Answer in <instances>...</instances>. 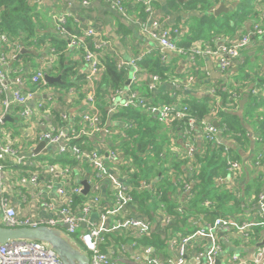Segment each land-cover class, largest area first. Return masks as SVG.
Listing matches in <instances>:
<instances>
[{
	"label": "built area",
	"instance_id": "1",
	"mask_svg": "<svg viewBox=\"0 0 264 264\" xmlns=\"http://www.w3.org/2000/svg\"><path fill=\"white\" fill-rule=\"evenodd\" d=\"M38 4L43 0H36ZM113 9L125 11V0H107ZM264 0H260L262 2ZM147 13V17L139 24L159 44L163 52L166 50L177 53H189L193 57L216 54L219 57L220 70H228L233 58L240 54L242 48L248 46L255 35L264 36V22H254L252 29L240 35L236 40H228L220 47L213 49L207 46L203 49L186 48L173 38V31L178 29L167 26L166 18L157 16L154 0H138ZM89 5L90 0H82ZM264 20V10L260 12ZM56 32L68 41V46L82 51V68L84 85L79 90L84 91L83 110L78 119L62 109L58 116L54 115L52 107L41 98L32 105L41 87H48L45 80L53 69L58 58L55 48L51 49V57L44 58V65L34 69L32 73L22 74L21 70L7 69L8 54L0 53V92L5 113L13 108L18 109L23 124L29 123L39 115L41 128L36 138L29 135L30 141L38 144L45 141L47 152L27 153L18 144L11 131L5 130L6 119L0 115V223L7 227L47 225L63 229L75 243H81L89 257L90 264H120L125 255L130 252L138 264H186L191 259L192 264H218L224 254L222 241H230L235 234H240L243 241L251 235V228L264 226V196L262 204V219L246 221L233 216H220L211 221L194 223L198 226L193 232L184 234L172 227L184 218L188 209L179 205L177 214L167 210L165 203H160L155 225L146 215L128 213V207L136 204L135 187L127 180L120 178V171L133 174L137 168L132 157L126 155L121 148L124 140L129 139L128 131L135 129L134 121H115L121 124L120 129L108 125L99 110L98 86L105 72V51L110 47V41L102 38L96 27H81L71 30L68 27L66 15L56 18ZM1 21V12H0ZM179 32V31H178ZM176 32V33H178ZM7 33L0 31V40L11 46V51L18 50ZM143 55L116 61L117 68L132 77L129 85L117 88L109 87L103 90L107 94L109 112L117 113L122 108H139L143 114L158 120L160 123L183 124V136L187 139L189 151L185 157L194 162L196 152V131H201L206 142L220 144L219 128L211 118L205 117L198 125L197 119L191 115L190 106L186 102L175 100L169 103H154L148 97L133 89L131 83L144 80L159 82L157 74L147 75L142 72ZM12 72L18 75L11 79ZM29 75V76H28ZM28 76V77H27ZM28 79L34 86L30 87ZM96 83V85H95ZM174 85L178 86L174 82ZM154 87L151 83L150 88ZM84 88V90H83ZM264 88V85H263ZM73 93V90H70ZM256 92V90H253ZM216 93L217 89L212 88ZM234 98L238 95L231 93ZM47 100H53L48 97ZM51 110V111H50ZM48 111V112H46ZM32 127V124H28ZM27 125V126H28ZM23 128V127H22ZM99 134H105L101 139ZM97 136L98 140L91 139ZM113 136L116 138L112 140ZM255 140L258 138L255 137ZM116 141V142H114ZM95 143V144H94ZM49 149L55 151L52 159ZM229 176L241 169L242 163L234 158L228 145L224 147ZM43 154V155H42ZM68 157V159H66ZM72 162H68V161ZM259 158L256 164H259ZM91 169L88 176L89 192L84 193V186L76 181V171L84 166ZM193 183L186 184L187 191ZM161 194V193H160ZM160 194L156 195L160 199ZM192 195L188 197L192 199ZM189 217V216H188ZM186 217V218H188ZM155 226L163 228L162 238L168 249L176 255H164L155 252V248L142 240L152 237ZM124 237L131 240L126 243L118 240ZM77 240L74 241V239ZM264 248H259L255 259L256 264H262ZM0 264H65L57 252L47 243L39 240L16 239L0 243ZM226 264H249L240 254H234L226 260Z\"/></svg>",
	"mask_w": 264,
	"mask_h": 264
},
{
	"label": "crops",
	"instance_id": "2",
	"mask_svg": "<svg viewBox=\"0 0 264 264\" xmlns=\"http://www.w3.org/2000/svg\"><path fill=\"white\" fill-rule=\"evenodd\" d=\"M31 1L33 4H36L37 11L39 12L38 20L41 27L38 28V36L44 38V41L37 43L39 38H34L32 39V43L27 44L17 37L9 36L19 48L18 50H14L13 53H8L11 51V46L5 45L4 42L0 40V53L6 52L8 54L9 61L4 65L7 69L21 70L22 74L30 75V72L32 73L34 69L44 65L43 59L50 58L51 49L55 48L50 44L44 34L54 32L58 22L56 18L58 19V17L64 15L68 17V24L71 30H77L81 27L92 25L96 27L102 38L110 41V47L105 51L106 59L117 61L119 58H122L124 60H129L143 55L141 69L144 74L151 75L143 69V63L146 58H149L157 50L163 52L158 42L143 30L139 24V22L147 16L145 17L142 12L144 10L146 14L144 6L138 2V0H125L124 12L113 9L107 0H90V4L87 6L82 4V0H43L44 2L40 4H38L36 0ZM177 2L179 3L177 4ZM153 3L157 11V16L162 19L166 18L167 26L178 29L179 32L176 31L178 33L173 31V38L176 39L178 43L182 40L183 43L187 44L184 45V47L187 48L203 49L210 46L216 49L228 40L240 38V35L250 31L254 24V20L249 17L236 30L232 31L225 27L221 31H214L216 33L207 38L211 31L206 29L205 32H199V20L196 19L209 16L210 12H215L222 3H225V7L228 11L224 10L219 13V15L225 14L224 17H226L231 12L238 9L240 0H213V5L210 8H203L201 2L195 3L194 0H154ZM170 4L176 6L171 7ZM189 5L192 7H189ZM254 7L258 13L261 12L264 10V1L260 2V0H255ZM203 34L206 36L202 37L201 35ZM171 52L172 53H161L162 61L170 68L168 79L152 82L151 78L146 77L144 80L131 83L132 88L140 90L149 100L159 104L166 103L169 100H179L180 102L188 103V100L191 102L196 99L208 102V99L211 111L206 117L211 118L214 124L219 128V137L223 140V143H225L223 146L225 147V145H228L233 156L240 153L238 159L242 163L241 169L238 170L234 176H229L227 169L224 177L216 179L217 186L216 189L212 190L211 198L207 197L200 203L202 210L199 212L187 210L188 213L186 215L189 217L185 216L184 218H180L175 224L176 227H178L176 230L186 233L187 230H194L198 226L194 223L195 221H210L212 216H217L222 213L246 221L261 220L262 204L259 202V196L262 193L264 194V140H262L256 125L246 118V113L249 106L259 103L264 97V36H253L250 44L241 49L240 54L233 58L230 68L224 71L220 70L219 57L216 54L193 57L189 53ZM66 53L68 54L66 60L67 65L72 66L73 71H76L75 74H71L72 86L63 87L61 85L55 86L48 83V87L40 88L41 91L36 95L35 100L32 101V105H36L41 98H44L47 101V105L54 109V111L50 110L54 115L58 116L59 112L64 109L79 119L85 100L84 91L79 90V85L83 86L85 84L84 80L82 81L83 77H81V75L84 76L81 65L82 51L67 46ZM58 61L59 57L53 69L49 71L50 75L57 76V74H52L51 71H58ZM17 75L16 72H12L10 77L14 79ZM126 78L128 79L126 83L127 86L130 84L132 77L128 75ZM174 82L177 83L178 86L174 85ZM100 83L101 82H99L98 85ZM151 83H154L153 88H150ZM28 84L30 87L34 88L29 79ZM212 88H216L217 92L213 93ZM70 90H73V93ZM220 90L226 93L227 97L229 96V102L226 108L231 112H236L242 117L247 136L250 139L247 148H244L243 144L238 143L232 137L234 136L233 133L230 134V132H228L225 135L221 133V117L218 116V111L219 108L222 107L224 98L220 96ZM253 90H256V92ZM234 92L238 95V98H234L233 95H231V93ZM48 97H53V100H47ZM243 100H245L244 107L241 104ZM98 101V107L102 118L108 125L120 129L121 124H116L115 121L132 120L118 115L119 112H109L110 107L108 106L107 94H100L99 89ZM263 106L264 105H262V107ZM103 109H105V111ZM3 111L4 108L1 102L0 92V115L2 114L6 119L3 128L13 132L12 136L17 138L18 144L22 146L25 152H35L38 143L36 141H30L29 135H34L36 138L40 135L39 115H36L29 123L23 124L24 121L20 119L17 108H13L7 113ZM146 117L148 116L146 115ZM152 120L156 121L154 119ZM28 124H32V127ZM160 124L161 128L158 132L159 138L165 137L168 139V142L164 144V146L166 145L164 148L167 151L163 153L160 165L162 166L161 168L165 170V175L161 176L160 179L153 177L150 185L140 188H153V183L162 184L167 188L168 184L166 181L172 179L174 181V186L170 190H166L171 195L172 200L179 203V205L187 206L191 201L188 197L193 194L192 198H194V184L189 191L186 190L185 186L186 184L193 183V181L189 180L187 177L191 176L190 172H193L192 164L197 161V158L195 155L194 162L191 163L189 160L188 167L183 166L184 172L175 169V162H180L187 158L185 157L189 151L187 139L184 138L183 131L180 128L181 131L174 130L176 127L175 124ZM225 130L229 131V128L225 127ZM99 136V142L101 143V139L105 138V134H99ZM195 137L196 148L198 149L196 153H198L199 150L204 152L208 144L203 138L201 131L198 130ZM255 137L258 139L255 140ZM91 139H96L97 141L98 137L94 136ZM114 139L116 138L113 136L112 140ZM125 141L126 140H124L123 143H125ZM221 144L222 143L219 145ZM49 151L52 152L51 149H49ZM41 153L45 152L42 151L39 154ZM131 157L133 159L132 155ZM258 158L260 163L256 164ZM66 159H68V157ZM133 162L136 165L135 160H133ZM135 172L136 171L133 173ZM76 174V181L81 183H83L84 180L88 181V176H92L91 169L86 165L83 167V170L76 171ZM127 175L128 174L124 173L122 170L120 171L119 177L126 180L127 177H131L133 174L129 173V176ZM163 191H165V189H163ZM163 191L161 192L163 193ZM220 191L222 195L224 192H230L231 196L227 197L226 201L218 199L213 200L214 194H218ZM153 194L152 199L157 198L155 189L153 190ZM235 199H238L240 202L236 203ZM224 201L225 204H222ZM216 204H220L221 207L215 209ZM155 207L156 206H154V208ZM206 210L209 211V214L205 213ZM157 211L152 218L154 225L157 220ZM128 213L147 216L140 208L139 203L130 205L128 207ZM213 213L216 214L213 215ZM256 227L261 229L260 236H258L254 230ZM155 230L157 233L163 234V228L161 226H155ZM118 240H122L128 244L131 243L130 239L126 240L124 237H118ZM263 240L264 226H255L251 228V235L247 241H243L240 234H235L230 241L223 240L224 254L218 261V264H226V260L234 254H240L249 264H256L255 259L257 251L259 248H264V246L259 247L258 244ZM154 251L164 255H169V253L176 255L175 251L168 248L155 249ZM132 255L133 253L131 254L128 252L120 261V264H138L134 261ZM186 264H192L191 259H188ZM262 264H264V255L262 256Z\"/></svg>",
	"mask_w": 264,
	"mask_h": 264
},
{
	"label": "trees",
	"instance_id": "3",
	"mask_svg": "<svg viewBox=\"0 0 264 264\" xmlns=\"http://www.w3.org/2000/svg\"><path fill=\"white\" fill-rule=\"evenodd\" d=\"M191 2V1H190ZM189 2V4H190ZM195 3L201 2L203 8L211 7L213 5V0H194ZM179 2H177L178 4ZM255 0H240L238 9L234 12H231L229 15L224 17L225 14L216 15L214 11L210 12L209 16L203 18H197L199 20V32H205L206 29H209L211 32L208 34L207 38L214 35V31H221L225 27L231 29L232 31L236 30L241 26L249 17H251L254 22L263 21L260 12L258 13L254 7ZM171 7L176 5L170 4ZM189 7H192L189 5ZM36 4H33L31 0H0V12H1V21H0V31L7 33L12 37H17L23 42L32 43V39L39 38L37 43L43 42L44 38L39 37L38 28L41 27V24L38 20L39 12L37 11ZM145 14L144 10L142 11ZM69 22V21H68ZM253 22V23H254ZM69 27V24H68ZM50 33V32H49ZM48 39L50 44L56 48L59 57V68L57 72L54 70L51 71L52 74L62 75L64 83H55L52 85H61L63 87L72 86V73L75 74L76 71H73V67L67 65L66 47L68 46V41L56 32H51L50 34H44ZM205 37L206 35H201ZM198 37V36H197ZM196 37V38H197ZM195 38V37H193ZM181 43V44H180ZM179 44L184 46L187 45L183 43L182 40ZM160 50H157L149 58H146L143 63V69L149 74H157L161 79H168L169 67L165 62L162 61ZM28 55V54H24ZM164 56V55H163ZM126 72L120 71L116 66V61L112 59L106 60L105 72L102 76L101 83L98 85L99 93L102 94L103 90H107L109 87L117 88L126 85L128 79ZM81 77H84L81 75ZM50 85V84H49ZM140 93L141 91L138 90ZM142 95H145L141 93ZM220 96L224 98L222 107L219 108L218 116L221 117L220 120V130L223 135L230 132L233 133L232 136L238 143L243 144L244 148H247L250 143V139L247 136L245 124L242 122V117L236 112H231L226 108L227 103L229 102V96L227 97L226 93L220 90ZM177 98V97H176ZM175 100H169L167 103ZM209 102V100L207 99ZM190 106V113L194 116L198 125L202 118H205L211 111L210 103L199 100H190L187 101ZM264 97L259 103H255L253 106H249L246 113V118L256 125L257 130L261 134L262 140H264ZM105 111V109H103ZM128 119H132L136 124V128L128 132L130 139L126 140L122 145V149L125 151L127 156H133V160L136 162L137 170L131 177H127L126 180L129 183L134 185L135 190L134 196L136 199V204L139 203L142 211L147 214L151 219L153 218L154 213L157 211L160 203H165L167 210L171 213L177 214V207L179 203L172 200L171 195L167 190H170L174 186V181L172 179L166 181L167 188L162 184L153 183V188L146 187L144 189L140 188L142 186H148L151 184L153 177L160 179L161 176L165 175V170L160 166L161 159L163 158V153L167 151L164 148L165 142H168L167 138H159V130L161 124L158 120L153 121L152 118L146 117L145 114L139 108H122L119 110V114ZM175 129L183 130V124H177L175 122ZM225 127L229 128V131L225 130ZM180 128V129H179ZM180 130V131H181ZM197 132V131H196ZM225 137V136H224ZM243 140V141H242ZM221 145L207 142V147L204 152L200 151L196 153L197 161L192 164L193 172H190L191 176L187 177L189 180L194 181V198L191 199L189 204L186 206L188 210L192 211H201L200 203L205 198H211L212 190L216 189L217 182L216 179L224 177L227 172V162L223 154L224 146L223 140H221ZM240 153L235 154L234 158L238 159ZM189 159L185 158L180 162H175V169L180 172L183 171V166L188 167ZM71 162V160H70ZM162 174V175H160ZM156 185V186H154ZM219 185V184H218ZM156 190V195L160 194V199L153 198V190ZM165 189V191H163ZM167 189V190H166ZM176 189V188H175ZM163 191V193L161 192ZM230 192L216 193L213 196V200H225L227 197H230ZM225 201L222 204H225ZM236 203L240 201L235 199ZM154 206H156L154 208ZM220 204H216L215 209L220 208ZM199 209V210H198ZM205 213L209 214V211L206 210ZM216 213H213V215ZM217 216H227L224 213ZM212 216L211 220H214L215 217ZM176 225L172 227V230L176 229ZM258 236H260V228H254ZM194 230H187L193 232ZM74 239V238H73ZM77 242V240L74 239ZM144 243L151 244L155 249H167L168 245L165 240L162 239V235L154 232L152 237L145 238L142 240ZM77 244L85 252V248L81 243Z\"/></svg>",
	"mask_w": 264,
	"mask_h": 264
},
{
	"label": "water",
	"instance_id": "4",
	"mask_svg": "<svg viewBox=\"0 0 264 264\" xmlns=\"http://www.w3.org/2000/svg\"><path fill=\"white\" fill-rule=\"evenodd\" d=\"M224 10L228 11V9L225 7V3H222L215 10V14L219 15V13ZM165 52L172 53L169 50H166ZM45 80L51 84L64 83L62 75L54 76L47 74ZM241 104L244 107L245 100H243ZM42 151H48V149L45 148V141H41L35 149L36 154H39ZM82 184L84 186V193L87 194L89 192L90 185L87 180H84ZM16 239L39 240L47 243L57 252L65 264H90L87 254L77 243L70 239L63 229L47 225H41L37 227H7L0 224V243H5L7 241ZM258 245L259 247L264 246V240Z\"/></svg>",
	"mask_w": 264,
	"mask_h": 264
},
{
	"label": "rangeland",
	"instance_id": "5",
	"mask_svg": "<svg viewBox=\"0 0 264 264\" xmlns=\"http://www.w3.org/2000/svg\"><path fill=\"white\" fill-rule=\"evenodd\" d=\"M186 48H187V47H186ZM95 85H96V83H95ZM55 86H56V85H55ZM97 86H98V82H97V85H96V89H97ZM166 103H167V102H166ZM164 147H166V145H165ZM55 155H57V153H56L55 151H52V153H50V156H46L45 158H46V159H52V158L55 157ZM188 159H189V158H188ZM190 162H191V161H190ZM133 165L136 167V165H135L134 162H133ZM262 196H264L263 193L260 194V196H259V202H260ZM0 224H1V223H0ZM85 251H86V250H85Z\"/></svg>",
	"mask_w": 264,
	"mask_h": 264
}]
</instances>
